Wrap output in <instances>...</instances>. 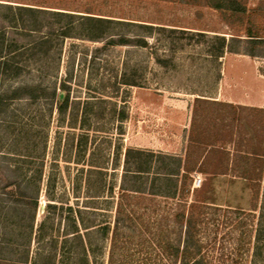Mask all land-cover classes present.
Returning a JSON list of instances; mask_svg holds the SVG:
<instances>
[{
  "label": "rangeland",
  "instance_id": "obj_1",
  "mask_svg": "<svg viewBox=\"0 0 264 264\" xmlns=\"http://www.w3.org/2000/svg\"><path fill=\"white\" fill-rule=\"evenodd\" d=\"M14 1L49 12L39 15L42 32L10 28L0 13V264H109L122 201L153 222L194 199L222 207L218 225L206 229V264H264V241L253 256L264 225V156L248 157L264 154V49L245 55L246 34L229 28L206 0ZM244 1L255 10L248 31L264 38V0ZM54 12L113 20L104 29L114 36L87 40L80 27L68 34L60 30L67 20ZM118 22L187 33L157 31L148 47L113 44L119 34L141 35ZM193 33L240 42L215 59ZM42 38L47 43L35 47ZM6 61L13 72H5ZM63 82L71 103L60 114L52 94H61ZM37 86L45 90L34 100L27 90ZM194 138L213 145L194 146ZM138 157L148 170L136 181ZM164 172L181 175L174 199L150 194L164 186L151 183ZM123 188L133 196L121 200ZM137 188L145 198L131 191ZM83 218L94 227L85 230ZM240 221L247 226L238 229ZM144 254L140 261L162 264L156 253Z\"/></svg>",
  "mask_w": 264,
  "mask_h": 264
},
{
  "label": "trees",
  "instance_id": "obj_2",
  "mask_svg": "<svg viewBox=\"0 0 264 264\" xmlns=\"http://www.w3.org/2000/svg\"><path fill=\"white\" fill-rule=\"evenodd\" d=\"M6 1V0H5ZM6 2L10 3H0V13L4 12L3 19L4 22L8 24V27L14 28L22 31H43L44 26L40 23L39 15L47 13L49 11L37 9L34 7L26 6L23 2H15L14 0H7ZM19 3V4H13ZM207 5L214 11H216L221 18V20L232 30L241 31L246 34L248 47L246 50H243L245 55L251 57H257V51L264 49V38L257 37L252 35V32L246 27V20L251 19L255 13V10L248 6V3L244 0H206ZM92 14L90 12H86ZM59 17H65L66 24L63 25L60 30L67 31L68 34L75 28L80 27L82 29V36L87 40L98 41L108 36L113 37L114 35H108L106 32L105 26L108 24H113L115 21L104 18H97L92 16H81L79 18L74 14L69 13H59L54 12L53 15ZM77 19L79 21H77ZM117 24L124 27H136L141 30L140 38L135 35V37L129 36L128 34H119L118 40L111 38L110 43L119 44V45H136L141 47H148V37L157 36V31L169 33L173 36L177 33H187V31L177 30V29H166L161 27H155L148 24H137L130 22H118ZM52 29V25H50ZM156 31V33H155ZM190 33V32H189ZM194 37L199 38L198 43H201V40L205 39L207 44V55L211 58L219 59L224 56L226 50L230 51V46L232 42H240L238 38H232V40H227L224 36L219 35H207L204 33H193ZM67 36V35H66ZM48 39H40L34 45L35 47H42L47 43ZM233 53H239L233 51ZM5 59L3 56V46L0 49V60ZM159 58V57H158ZM157 58V61L159 60ZM160 63V60L158 61ZM5 72L11 71L8 61L4 64ZM13 72V71H11ZM20 70L16 68L14 75L18 76ZM131 85V84H130ZM133 85V84H132ZM61 94L57 93V90L54 89L53 97L57 99L58 111L60 114H65L69 109L71 99H70V87L63 82L60 86ZM27 90V89H26ZM45 89H42L40 86L28 89V94L31 99L38 100L43 96ZM62 94H64L63 97ZM2 102V98L0 99ZM206 103L211 104V101L204 99H197L196 103ZM217 103V102H216ZM194 146H212L208 141H203L198 138L192 140ZM129 151L127 153V158L130 157ZM141 153H137L141 155ZM250 155V156H249ZM251 156L258 157L264 156V154H257L251 152L248 154V157ZM140 157V156H139ZM139 157L137 160H139ZM128 161V160H127ZM261 161V160H260ZM128 163V162H127ZM181 163V160H180ZM136 171H132V175L136 181L140 179H145L144 174L147 172L144 167L139 162L136 165ZM129 171L126 172V176L130 175ZM125 176V179L127 178ZM180 173H157L151 183L154 187L157 186V183H164V186H159L160 191L151 192L152 196H165L167 198L174 199L177 194V185L180 181ZM242 179L252 180L251 177H246V174L242 176ZM148 180V178L146 179ZM209 184H205L203 189L200 191L201 194L208 192ZM164 187V188H163ZM174 190V191H173ZM135 196L138 194L141 197L145 198V191L141 188L137 190H131ZM136 193H138L136 195ZM132 197V194H129L126 189L123 188V194L121 195V200H126V198ZM174 213L162 215L159 220L153 222L145 221L146 214L144 212H139L133 208H129L122 201L117 208V216L115 221V227L113 229V235L111 238V250H110V259L109 264H135L140 261L138 255L147 253L150 256V252L156 253L157 261L159 263L177 264L181 261V264H206L205 256H202V251L204 247V238L207 237L206 229L209 230L210 227L218 225L220 222V213L222 212V207L217 206L215 202L208 200H199L194 199L192 203L178 201L175 203ZM148 208V207H145ZM144 208V209H145ZM233 211V210H228ZM80 214L83 212L79 211ZM233 214L237 217L244 216V211H238L237 209L233 211ZM251 217V215H249ZM158 218V217H157ZM264 219V213L262 215ZM84 223V229L88 230L94 226H91L87 223ZM240 225L239 228H244L247 226L246 223L242 221L238 222ZM264 225L261 224L260 229L257 230L256 240H255V253L254 257L260 255L259 250L264 241ZM263 228V229H262ZM80 233L79 230L75 231V234ZM89 233V231L87 232ZM110 227H105L103 230L104 237L106 239L110 238ZM178 236V239H174L173 236ZM251 236V235H250ZM77 239H81L80 234L76 235ZM208 238V237H207ZM138 240V241H137ZM150 254V255H149ZM145 255V254H144ZM152 256V255H151ZM138 258V259H137ZM142 261V262H141ZM140 261V264H151L147 257H143ZM17 263V262H16ZM18 264V263H17ZM21 264V263H20ZM23 264V263H22Z\"/></svg>",
  "mask_w": 264,
  "mask_h": 264
},
{
  "label": "built area",
  "instance_id": "obj_3",
  "mask_svg": "<svg viewBox=\"0 0 264 264\" xmlns=\"http://www.w3.org/2000/svg\"><path fill=\"white\" fill-rule=\"evenodd\" d=\"M194 186L196 188H200L202 186V179L201 178L195 179Z\"/></svg>",
  "mask_w": 264,
  "mask_h": 264
}]
</instances>
